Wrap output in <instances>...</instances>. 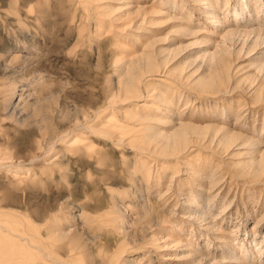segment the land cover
Segmentation results:
<instances>
[{
  "label": "rangeland",
  "instance_id": "obj_1",
  "mask_svg": "<svg viewBox=\"0 0 264 264\" xmlns=\"http://www.w3.org/2000/svg\"><path fill=\"white\" fill-rule=\"evenodd\" d=\"M0 264H264V0H0Z\"/></svg>",
  "mask_w": 264,
  "mask_h": 264
}]
</instances>
